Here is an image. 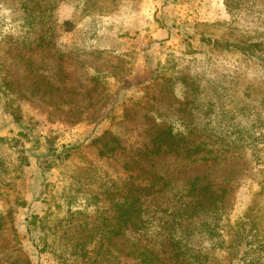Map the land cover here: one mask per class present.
<instances>
[{
  "label": "rangeland",
  "instance_id": "1",
  "mask_svg": "<svg viewBox=\"0 0 264 264\" xmlns=\"http://www.w3.org/2000/svg\"><path fill=\"white\" fill-rule=\"evenodd\" d=\"M143 165L165 187L103 239ZM203 186L215 212L192 210ZM136 247L264 264V0H0V264H145Z\"/></svg>",
  "mask_w": 264,
  "mask_h": 264
},
{
  "label": "trees",
  "instance_id": "2",
  "mask_svg": "<svg viewBox=\"0 0 264 264\" xmlns=\"http://www.w3.org/2000/svg\"><path fill=\"white\" fill-rule=\"evenodd\" d=\"M40 4V3H39ZM26 12L29 14L34 13V6H28L24 5ZM39 11H41L38 14H33V17L35 19V23H40V22H45V16H42L44 13V9L39 7ZM42 16V18H41ZM41 18V19H40ZM40 21V22H39ZM248 51L249 53L253 52V44H250L247 49H243ZM185 148V147H181ZM165 149L162 144H158L157 147L154 148V157H156L162 150ZM149 151V150H148ZM157 159V158H156ZM156 159L152 161V165H156ZM142 173L146 176V179L148 180V183L145 184L143 188H140L136 186L135 189L136 194L132 191L129 192L126 196L123 198H116L114 197L113 200L115 201V207L118 209V216L116 218H108L106 219V222L101 226V227H96L95 229H101L102 232V238H110L112 239L116 235L120 234L123 229L129 226H138L140 223H142L143 218L141 217L142 215V209L140 202L142 200V193H149V191L143 192V190H162L165 185V179L163 175L156 174L153 172L154 170H151L150 168H145L144 165L142 167ZM198 183L200 186L199 182H193V184ZM204 188L208 189L210 191V194H199L196 193L193 195V207L192 210H195L197 208V212H205L209 210H214L212 212H215L218 208V205L220 204L221 199L219 198V195L215 192V189H212L210 186H203ZM219 189V188H218ZM197 191L198 188L193 185L192 186V191ZM222 191V189H219ZM215 192V193H214ZM260 209V206L257 203H254L252 205L249 213H247V218L246 220L241 224V228L243 231L247 229V224H248V230H247V236H252L251 238H254V236L258 232V222H259V215L257 213V210ZM193 214V213H192ZM194 215V214H193ZM111 220L112 222H109ZM243 234H240V237L242 238ZM142 249V250H139ZM136 254L144 256L142 259L145 264H153L156 262L155 258H153V254L149 249L146 248H137L134 251Z\"/></svg>",
  "mask_w": 264,
  "mask_h": 264
}]
</instances>
